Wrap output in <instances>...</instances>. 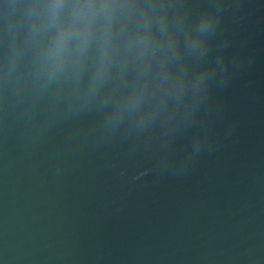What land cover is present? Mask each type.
<instances>
[{
	"label": "water",
	"instance_id": "water-1",
	"mask_svg": "<svg viewBox=\"0 0 264 264\" xmlns=\"http://www.w3.org/2000/svg\"><path fill=\"white\" fill-rule=\"evenodd\" d=\"M222 25L252 62L219 93L216 150L160 174L63 127L0 172V264H264V0Z\"/></svg>",
	"mask_w": 264,
	"mask_h": 264
},
{
	"label": "clouds",
	"instance_id": "clouds-1",
	"mask_svg": "<svg viewBox=\"0 0 264 264\" xmlns=\"http://www.w3.org/2000/svg\"><path fill=\"white\" fill-rule=\"evenodd\" d=\"M228 9L241 0L195 13L189 0H0V124L35 139L66 127L69 142L119 141L152 172L186 173L216 150L219 93L252 62L223 29Z\"/></svg>",
	"mask_w": 264,
	"mask_h": 264
}]
</instances>
